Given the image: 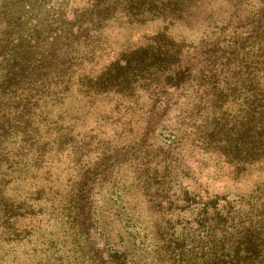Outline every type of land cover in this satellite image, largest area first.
I'll return each instance as SVG.
<instances>
[{"label": "trees", "instance_id": "trees-1", "mask_svg": "<svg viewBox=\"0 0 264 264\" xmlns=\"http://www.w3.org/2000/svg\"><path fill=\"white\" fill-rule=\"evenodd\" d=\"M119 18L165 27L86 70L102 51L104 24ZM72 90L91 106L108 104L104 119L130 138L97 141V156L63 192L33 186L20 200V182L73 140L54 111ZM178 91L187 101L179 125L191 129L194 147L217 156L233 180L264 174V0H0V264L8 243L32 241L42 214L64 238L41 241L43 264H264V185L242 195L188 184L171 192L172 178L194 181L181 153L185 129L164 126ZM43 130L51 141L42 142ZM126 162L162 214L149 236L128 223L129 249L110 241L93 200Z\"/></svg>", "mask_w": 264, "mask_h": 264}, {"label": "rangeland", "instance_id": "rangeland-1", "mask_svg": "<svg viewBox=\"0 0 264 264\" xmlns=\"http://www.w3.org/2000/svg\"><path fill=\"white\" fill-rule=\"evenodd\" d=\"M163 27H165V23L159 19L146 21L142 25L128 24L122 18L105 23L100 31L99 46L102 51L96 52L94 62L87 65L85 69L91 68L94 71L99 69L125 48L142 43L147 37L162 30ZM170 29L173 35L179 37L185 35V31L180 27ZM184 95L186 94L179 91L173 94L176 105L173 106L168 120L165 121V127H179V130L183 128L179 125L181 121L179 115L180 109H185L187 104ZM108 109V104L97 102L91 106L77 91L72 90L70 92L64 106L56 107L54 111L57 110L55 113L63 117L57 127L67 132L68 137L73 140L69 141V145L63 154H52L48 161L41 165L42 168L39 172H31L34 177L25 178L24 181L20 182L18 189L20 200H23L30 191H33V186L36 188L43 186L46 191H51L48 189L50 186L63 192L68 188L69 181L76 179L80 167L97 156V151L95 152L94 149L97 141H103L106 146H109L110 143H119L121 139L130 138L127 133L120 134L118 126L111 123V120L104 119L108 114ZM208 114L207 112L204 113V115ZM139 125H142V120H140ZM183 129L185 130H183V137L181 138V153L194 181L179 176L177 185L172 178L170 181L171 192L176 191L178 193L181 187L188 184L195 191L198 189L209 193L242 195L264 185V174L260 176L255 174L250 178L237 181L230 178L227 165L219 161L217 156L203 153L194 147L191 144V138L194 137L191 129L187 126ZM43 132L44 130L41 133L43 135L42 142L53 139V137H45ZM91 140L95 142L88 149L85 144ZM118 177L120 178L117 179ZM115 179L117 181L111 183ZM49 181L51 183H48ZM115 191H118L120 195L119 202L114 200L113 193ZM13 192L10 191V196L14 195ZM152 195L150 188L144 189L142 186V179L140 180L137 166L129 164V162L114 169L111 176L96 188L93 196L95 217L102 230L109 236L110 241L127 249L132 247L134 240L128 235L129 230L126 227L130 225L128 223L133 224L141 236L145 234L149 236L154 232V219L160 217L158 214L160 212H156L153 208L154 198ZM42 206L47 209L49 205L43 201ZM27 222H29L28 219L24 220L23 223L27 224ZM32 225L36 227L32 241L22 239L17 243H8L9 254L4 264H39V262L43 264V261L39 259V250L44 247L41 241H45V245H49L48 242L52 239L58 245L63 243L62 229H59L58 223L53 219L42 214L37 216ZM120 238L123 239L122 243H120ZM144 261L152 262L150 253L145 254Z\"/></svg>", "mask_w": 264, "mask_h": 264}]
</instances>
